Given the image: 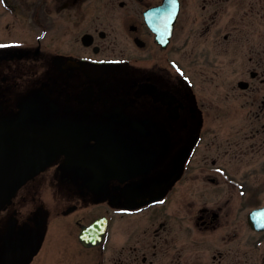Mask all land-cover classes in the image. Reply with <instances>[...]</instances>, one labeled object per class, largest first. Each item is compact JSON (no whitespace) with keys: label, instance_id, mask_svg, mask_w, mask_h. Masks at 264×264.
I'll list each match as a JSON object with an SVG mask.
<instances>
[{"label":"flooded vegetation","instance_id":"flooded-vegetation-1","mask_svg":"<svg viewBox=\"0 0 264 264\" xmlns=\"http://www.w3.org/2000/svg\"><path fill=\"white\" fill-rule=\"evenodd\" d=\"M259 14L264 0H0V123L61 144L0 208V264H264V183L208 134L247 97L264 143Z\"/></svg>","mask_w":264,"mask_h":264},{"label":"rangeland","instance_id":"rangeland-1","mask_svg":"<svg viewBox=\"0 0 264 264\" xmlns=\"http://www.w3.org/2000/svg\"><path fill=\"white\" fill-rule=\"evenodd\" d=\"M258 45L259 49L264 46V14L258 16ZM244 53V52H243ZM241 54V60L244 59V55ZM245 65H243L244 67ZM239 77L237 70L231 71L227 68L225 83H229L231 80L236 81ZM247 97L237 99L231 98L232 111L227 119V123L220 127H212L208 134L214 133L218 136V140L226 142L227 156L230 154L236 158L237 152H241V161L237 158L234 160L233 166H240L242 168L243 177H248L249 183H264V143L257 147L255 144L256 139L252 136L250 129L251 120L255 117V108L251 106L246 100ZM260 107V106H259ZM260 112V111H259ZM212 156H215V154ZM264 192V191H263Z\"/></svg>","mask_w":264,"mask_h":264},{"label":"water","instance_id":"water-1","mask_svg":"<svg viewBox=\"0 0 264 264\" xmlns=\"http://www.w3.org/2000/svg\"><path fill=\"white\" fill-rule=\"evenodd\" d=\"M19 134L13 125L0 123V207L60 149V142L50 138L40 140L35 137L30 141L35 144L18 142L16 136Z\"/></svg>","mask_w":264,"mask_h":264},{"label":"bare ground","instance_id":"bare-ground-1","mask_svg":"<svg viewBox=\"0 0 264 264\" xmlns=\"http://www.w3.org/2000/svg\"><path fill=\"white\" fill-rule=\"evenodd\" d=\"M16 140H18V142H21V141H22V140H20L19 138H17ZM24 144H25V143H24ZM33 144H35V143H33ZM17 189H18V188H17ZM15 192H16V191H15ZM15 192H14V193H15ZM14 193H13V194H14ZM12 196H13V195H12ZM12 196H11V197H12ZM11 197H10V198H11ZM10 198H9L8 200H10ZM8 200H7V201H8ZM7 201H6V202H7ZM6 202H5V203H6ZM5 203H4V204H5ZM4 204H3V205H4ZM3 205H2V206H3ZM2 206H1V207H2ZM1 207H0V208H1Z\"/></svg>","mask_w":264,"mask_h":264},{"label":"snow or ice","instance_id":"snow-or-ice-1","mask_svg":"<svg viewBox=\"0 0 264 264\" xmlns=\"http://www.w3.org/2000/svg\"><path fill=\"white\" fill-rule=\"evenodd\" d=\"M0 47H5L4 45H0Z\"/></svg>","mask_w":264,"mask_h":264}]
</instances>
